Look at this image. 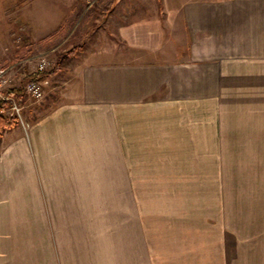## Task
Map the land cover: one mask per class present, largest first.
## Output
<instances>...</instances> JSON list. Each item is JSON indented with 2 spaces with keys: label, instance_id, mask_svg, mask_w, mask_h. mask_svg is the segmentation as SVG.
I'll use <instances>...</instances> for the list:
<instances>
[{
  "label": "crops",
  "instance_id": "obj_1",
  "mask_svg": "<svg viewBox=\"0 0 264 264\" xmlns=\"http://www.w3.org/2000/svg\"><path fill=\"white\" fill-rule=\"evenodd\" d=\"M13 1L37 56L70 54L0 143V264H264V188L198 186L230 146L226 85L261 67L264 0Z\"/></svg>",
  "mask_w": 264,
  "mask_h": 264
},
{
  "label": "rangeland",
  "instance_id": "obj_2",
  "mask_svg": "<svg viewBox=\"0 0 264 264\" xmlns=\"http://www.w3.org/2000/svg\"><path fill=\"white\" fill-rule=\"evenodd\" d=\"M26 14L25 11L20 12V8L15 9L13 0H4L2 4L0 2V67L25 51V43L31 40L35 41V37L46 33V31H32L29 23L25 20ZM67 32L69 31H58L57 33L66 34ZM77 34L79 31H75V35ZM261 38H263L262 50L261 53H256L261 54V67H256L255 75L247 76L245 83L226 85V97L228 96V98L223 100V104H225L223 112L225 113L220 114V116L214 115L213 119L217 122L216 119L219 118V122L228 125L230 146L215 147L214 150L219 153L218 158H215L214 162L207 160L204 168L201 169V174H199L202 178L199 179L198 186L264 188V35ZM124 40L118 42L117 50L121 49L122 55L128 54L130 58L136 59L139 53L132 54L130 52L135 51L136 46H131L128 40ZM55 44L52 43L51 45L55 46L54 49L52 48L45 54L53 61L52 70L56 66L57 71L66 65L65 58L70 52L62 45ZM51 45L50 47H52ZM113 48H115L114 45ZM39 53L40 50L34 51L30 55H34L30 62H26L24 66L19 63L17 67H22L18 71L17 69L13 70L18 82L23 79L21 74L32 71ZM147 53L144 50L140 55L154 56L153 53ZM157 55L161 56L162 53L159 52ZM63 71L59 74L62 77H67L70 74L67 69H63ZM232 79L234 78L230 77V80ZM31 103H35V101L27 100L26 102V104ZM23 118L25 120V114H23ZM206 150L209 151L204 149L205 152ZM203 159H207L205 154ZM155 167L156 165L151 166L152 169ZM171 168L173 169L172 166ZM151 175L155 174L151 173ZM195 176L193 175L192 180L183 179L179 181L173 178L167 180L151 179L150 186L193 187L197 186L193 184ZM180 181L181 184L178 185Z\"/></svg>",
  "mask_w": 264,
  "mask_h": 264
},
{
  "label": "built area",
  "instance_id": "obj_3",
  "mask_svg": "<svg viewBox=\"0 0 264 264\" xmlns=\"http://www.w3.org/2000/svg\"><path fill=\"white\" fill-rule=\"evenodd\" d=\"M33 59L32 56L26 57L23 60L16 61L5 67H0V99L7 101L6 105L0 106V113L5 114L9 117H17L19 122L25 123L23 118V111L27 100L40 101L45 97L46 88L50 84L49 76L46 75L43 78H31L28 79L24 84L25 99L19 100L15 96L5 94V89L16 82L14 76V69L17 71L21 67H17L19 63L23 66L26 62H30ZM53 61L47 55L38 56V60L33 65V71L40 73H48L52 70ZM14 72V74H13ZM16 80V81H15Z\"/></svg>",
  "mask_w": 264,
  "mask_h": 264
},
{
  "label": "trees",
  "instance_id": "obj_4",
  "mask_svg": "<svg viewBox=\"0 0 264 264\" xmlns=\"http://www.w3.org/2000/svg\"><path fill=\"white\" fill-rule=\"evenodd\" d=\"M57 32L58 31L51 32L50 34H48L45 37V39L48 40V39L52 38ZM24 45L26 47V50L23 51L22 53H20L19 55H17L13 60H11V61L7 62L6 64H4L3 67H5V66H7V65H9L11 63H14L16 61H20L21 59H24L26 57H29L34 52L33 43L32 42L25 43ZM58 62H59V60L57 61V63ZM55 72H56V66L54 67L53 70H51L48 73H40V72L32 70V71H29L26 74H21V76H23V79L20 82L16 81V82H14L13 85L7 87L5 89V94L15 96L19 100H24L25 96H26L25 95V91H24V84H25V82L28 79H31V78H43L46 75L50 76V75H52ZM6 104H7V101H4V100L0 99V106L6 105ZM18 122H19V120H18L17 117H9V116H7L5 114H1L0 113V143L2 141V138H3V135H4L5 131L7 129L11 128L13 125L17 124Z\"/></svg>",
  "mask_w": 264,
  "mask_h": 264
}]
</instances>
